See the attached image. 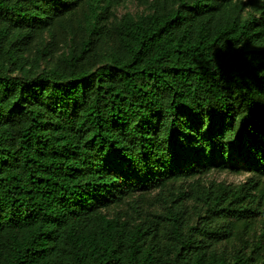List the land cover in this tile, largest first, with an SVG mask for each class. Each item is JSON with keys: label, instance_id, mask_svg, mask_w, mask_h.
Wrapping results in <instances>:
<instances>
[{"label": "trees", "instance_id": "1", "mask_svg": "<svg viewBox=\"0 0 264 264\" xmlns=\"http://www.w3.org/2000/svg\"><path fill=\"white\" fill-rule=\"evenodd\" d=\"M122 1L0 0V264H264V0Z\"/></svg>", "mask_w": 264, "mask_h": 264}, {"label": "rangeland", "instance_id": "2", "mask_svg": "<svg viewBox=\"0 0 264 264\" xmlns=\"http://www.w3.org/2000/svg\"><path fill=\"white\" fill-rule=\"evenodd\" d=\"M147 1L146 0H123L120 4L114 7V13L117 17H120L125 12L139 13L147 10ZM247 12V8L243 11V15ZM45 41L49 38L47 35H44ZM61 40L64 39L63 35H58ZM39 45V44H37ZM42 45V44H40ZM54 61V60H52ZM52 63V62H50ZM45 60L41 61V66H47ZM249 172H235V171H212L201 177V183L208 185L211 181H225L226 183L237 184L247 180ZM151 195H154V191L151 192ZM164 204L157 199L156 197H151L143 204V208L150 212H163ZM258 225V224H257ZM257 229V226L253 227L251 232Z\"/></svg>", "mask_w": 264, "mask_h": 264}]
</instances>
